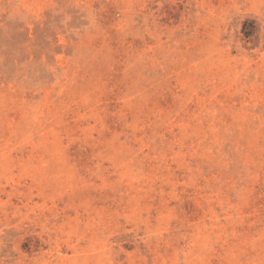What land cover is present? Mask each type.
<instances>
[{
	"label": "rangeland",
	"instance_id": "obj_1",
	"mask_svg": "<svg viewBox=\"0 0 264 264\" xmlns=\"http://www.w3.org/2000/svg\"><path fill=\"white\" fill-rule=\"evenodd\" d=\"M0 264H264V0H0Z\"/></svg>",
	"mask_w": 264,
	"mask_h": 264
}]
</instances>
